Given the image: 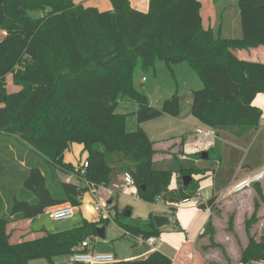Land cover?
Returning <instances> with one entry per match:
<instances>
[{"label": "trees", "instance_id": "1", "mask_svg": "<svg viewBox=\"0 0 264 264\" xmlns=\"http://www.w3.org/2000/svg\"><path fill=\"white\" fill-rule=\"evenodd\" d=\"M111 2L112 9L101 10L75 0H0V264L35 259L53 264L97 235L99 223L84 219L72 228L12 243L8 225L51 208L79 207L90 185L112 182L116 163H133L121 171L131 172L138 196L146 202L162 200L176 210L196 196L199 180L194 177L204 171L196 160L202 152L184 160L176 154L161 165L154 161L155 143L141 125L165 114L178 116L180 98H167L156 108L136 89L140 56L145 68L162 60L170 67L185 62L196 70L204 86L192 91L191 113L214 133L224 130L250 140L260 130L263 111L253 100L264 92V62L236 53L264 46V0H237L241 37L204 27L200 0H150L147 11L133 8L129 0ZM10 74L15 92L8 90ZM124 97L138 105L134 130L128 129V116L117 112ZM74 143L87 152L81 163H88L84 174L81 164L65 161ZM68 174L78 182H67ZM175 174L179 187L172 189ZM186 175L193 177L188 185ZM216 201L213 195L197 205L214 211ZM114 202V197L108 199V208L116 209ZM256 212L246 221L248 245L241 250V264L264 261V236L252 232ZM114 219L130 238L161 234L153 215L134 219L117 211ZM207 232L212 240V218L202 236ZM108 264L173 260L156 250Z\"/></svg>", "mask_w": 264, "mask_h": 264}, {"label": "crops", "instance_id": "2", "mask_svg": "<svg viewBox=\"0 0 264 264\" xmlns=\"http://www.w3.org/2000/svg\"><path fill=\"white\" fill-rule=\"evenodd\" d=\"M129 1L133 8L141 11H147L150 5V0ZM200 1L202 4L201 14L204 27L221 29L222 34L226 37L242 36L239 11L236 5L237 1L234 3L236 9H234L233 19L229 12L230 6L224 5L223 8H221L219 5L221 0ZM75 2L84 7L95 6L101 10H110L113 8L111 0H75ZM205 7L209 11L208 14L203 11ZM207 16L209 20H206ZM236 54L239 58L244 60L264 62V46L240 49ZM141 84L143 85L144 83ZM193 84L194 87L198 88H193L192 91L200 89L203 82L196 79ZM134 85L136 89L143 91L136 84L135 80ZM143 87L147 92L149 91L147 86L143 85ZM150 102L152 104L151 100ZM120 104L117 112L128 116V129H136L138 124L135 113L138 110V105L127 97H124ZM253 104L262 109L263 116L260 130H258L250 140H244V138L237 137L231 132L224 130L214 133L211 128L192 115V99L190 100V105L187 110L183 111L180 108V114L178 116L165 114L142 123V128L155 143L157 153L154 157V161L156 165H161L169 161L171 157L176 154H178L180 159L184 160L196 156L203 151H207L208 153L210 151V157L212 153L216 156L214 158L215 162L210 163L207 161L210 159L209 157L206 159L202 157L196 160L197 166L204 169L201 175L194 177L196 180H199V190L202 193L201 197L205 201L213 195H217V203L221 198H224V195H231L227 192V187L232 182L244 179L264 167V92L256 95ZM207 132H209L208 135L205 134ZM204 135L206 142L204 144L198 143L197 138ZM86 156L87 152L83 151V145L74 143L66 152L65 161L79 166L85 161ZM122 173L123 171L117 169L109 185L98 187V197L106 200L114 197L116 211L125 213L126 210H130V216L134 219L146 220L151 215H162L168 217L170 222L160 228L161 234L157 237L158 243L154 247L146 243L145 238L138 237L133 238L135 246L131 248L128 254L123 256V258L117 257L111 251L114 249L112 247H109V249L104 252L113 254L117 261H121L146 257L153 251L158 250L171 257L173 264H207L206 262H201V260H204L203 256H201L203 252H200L198 245L202 240V234L207 222L212 218L213 211L211 208H200L194 198L179 204L176 210H172L170 205L162 200L155 203L146 202L138 196L136 187H128L125 190L119 188ZM65 180L71 183L78 182V178L74 174L66 175ZM178 187L179 175L175 174L172 178L170 188L176 189ZM88 191L84 193L82 203L87 194H89V201L95 202V196ZM243 192L251 194L253 200L254 197L261 192L264 194V179ZM76 210H78V207ZM34 219H22L10 223L8 225L10 241L12 243H17L45 235L46 232L44 231L32 229ZM252 232H257L264 236V210L261 213L260 221L254 226ZM246 235L247 243L243 245L244 247L240 248V253L241 250L248 245L247 231ZM141 240L144 242L142 243ZM93 247L96 250L94 245ZM232 257H234V253ZM263 262L264 261H254L250 264H264ZM239 264H241V262Z\"/></svg>", "mask_w": 264, "mask_h": 264}, {"label": "rangeland", "instance_id": "3", "mask_svg": "<svg viewBox=\"0 0 264 264\" xmlns=\"http://www.w3.org/2000/svg\"><path fill=\"white\" fill-rule=\"evenodd\" d=\"M235 1L237 0H221L219 2L221 8H223L224 5L230 6L229 12L231 13L232 19L234 17V9H236L237 5L236 3L234 6ZM1 11L2 6L0 4V17ZM203 11L206 14L209 12L206 7ZM206 20H209L208 16L206 17ZM3 35L4 32L0 31V39ZM144 76L146 78L145 80L142 79ZM196 79L198 81H202L196 70L190 64L185 62L174 64L170 67L165 61L158 60L154 67L145 68L143 66V59L140 56L134 69V80L136 84L143 90L142 92L148 95L149 99L152 101V105L156 108H160L164 100L167 98L178 95L180 98L181 110H187L190 105V100L192 99L191 91L193 88H198L193 86V82ZM141 83H144L143 85L148 87V92L144 89ZM7 85L10 92L18 90L12 82L11 74L7 77ZM202 87L203 85L200 89ZM3 138H7V136H4ZM15 151L17 156L21 154V151ZM215 157V154L212 153L210 159L207 161L210 163L215 162ZM114 165L122 170L124 166H133V163L128 162L127 165L116 163ZM17 187L19 188V186ZM223 197L224 198H221L220 201L216 203L217 209L213 211L212 223L215 228V234L212 240L210 238V233L207 232L202 236V240L198 245L200 252H203L201 255L204 259L201 260L203 263L239 264L241 257L240 248L244 247L243 245L247 243V235L245 231L246 221L252 217L257 208L256 215L259 222L261 213L264 210L263 192L255 196L254 200L251 194L244 192H242V194L224 195ZM89 200V194L85 195L83 203L78 207L75 216L71 219L60 221L54 220L50 218L49 210H47L34 219L32 229L44 232L62 231L81 224L84 219L89 222H98L99 227L104 226L106 228V237L101 238L98 235L90 237L96 251L104 252L107 251L109 247H112L114 249L111 251L117 257L123 258V256L128 254L131 248H134V239L127 235L124 236L125 231L114 219L117 212L116 209L110 207L107 208L110 211V216H105L103 218L104 220L100 222L102 215L100 212L95 210L94 203ZM258 222H256L255 226ZM233 253L234 257H232ZM28 264L50 263L45 259H35L30 261ZM53 264L73 263L69 260L68 255H64L57 257L55 259V263Z\"/></svg>", "mask_w": 264, "mask_h": 264}, {"label": "built area", "instance_id": "4", "mask_svg": "<svg viewBox=\"0 0 264 264\" xmlns=\"http://www.w3.org/2000/svg\"><path fill=\"white\" fill-rule=\"evenodd\" d=\"M146 78L144 77L143 80ZM214 132V131H213ZM206 135L209 134V132L205 133ZM205 135L202 137L197 138V142L204 144L205 141ZM200 149V148H199ZM88 166L87 162H84L81 164V173H85V168ZM264 179V167L249 176H247L244 179H241L239 181H234L232 182L228 187H227V192L229 194H238L241 193L248 188L252 187L256 183L262 181ZM89 185V184H88ZM128 187H136L135 180L129 171H124L120 177V182H119V188L122 190H125ZM89 191L95 196V202H94V208L96 211L100 212L102 215V218L109 217L110 216V211L107 209L108 208V200L102 199L98 197V187L95 186H89ZM202 193L200 190L197 191L196 196L194 199L196 200V203L198 201L203 200L202 199ZM77 207L72 206L70 204L63 205L60 207L56 208H51L49 209V216L50 218L60 221V220H66V219H71L75 216ZM142 239V238H141ZM91 238H87L86 240L81 242L80 247L73 252L72 254L68 255L69 260L73 264L81 263V264H108V263H114L116 262V258L113 254L111 253H106V252H98L94 249L93 243L91 241ZM146 243L151 245L152 247L156 246L158 243V238L157 237H149L146 240ZM143 243L144 241L141 240Z\"/></svg>", "mask_w": 264, "mask_h": 264}, {"label": "water", "instance_id": "5", "mask_svg": "<svg viewBox=\"0 0 264 264\" xmlns=\"http://www.w3.org/2000/svg\"><path fill=\"white\" fill-rule=\"evenodd\" d=\"M202 157L204 159L208 158L209 157V153L207 151H203L202 152ZM193 179V177L191 175H186L183 177V182L185 185H188L191 180ZM110 203V201H109ZM125 215L127 216H130L131 215V211L130 210H126L125 211ZM153 220L155 222V225L158 227V228H162L164 225L168 224L170 222V219L166 216H162V215H154L153 216ZM105 232H106V228L103 226V227H98L97 228V235L101 238H105Z\"/></svg>", "mask_w": 264, "mask_h": 264}]
</instances>
